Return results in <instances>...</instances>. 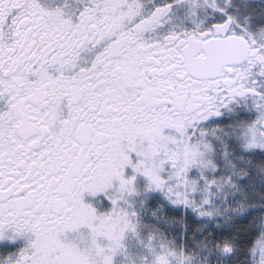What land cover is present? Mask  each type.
<instances>
[{
	"label": "snow or ice",
	"instance_id": "snow-or-ice-1",
	"mask_svg": "<svg viewBox=\"0 0 264 264\" xmlns=\"http://www.w3.org/2000/svg\"><path fill=\"white\" fill-rule=\"evenodd\" d=\"M0 264H264V0H0Z\"/></svg>",
	"mask_w": 264,
	"mask_h": 264
}]
</instances>
